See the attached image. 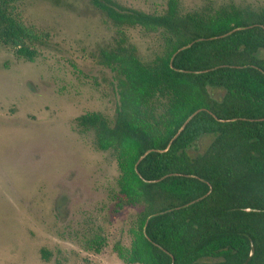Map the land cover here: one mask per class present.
I'll return each instance as SVG.
<instances>
[{
    "label": "trees",
    "instance_id": "16d2710c",
    "mask_svg": "<svg viewBox=\"0 0 264 264\" xmlns=\"http://www.w3.org/2000/svg\"><path fill=\"white\" fill-rule=\"evenodd\" d=\"M18 1L0 0V40L20 42L16 55L32 61L24 43L32 37L13 17ZM87 3L115 33L97 60L113 72L117 105L112 121L87 112L75 122L115 160V210L138 208L130 244L113 245L117 257L264 264V58L256 56L264 49V6L183 11L179 0H167L157 14L113 0ZM133 28L159 34L152 60L139 58L126 33ZM209 88L224 93L214 98ZM205 134L213 139L191 157L187 147ZM105 243L96 234L85 247L99 253Z\"/></svg>",
    "mask_w": 264,
    "mask_h": 264
},
{
    "label": "rangeland",
    "instance_id": "374dc122",
    "mask_svg": "<svg viewBox=\"0 0 264 264\" xmlns=\"http://www.w3.org/2000/svg\"><path fill=\"white\" fill-rule=\"evenodd\" d=\"M147 13H162L167 0H113ZM88 0H19L13 17L32 37V61L18 45L0 40V264H124L113 245L130 244L137 207L116 211L109 197L118 174L109 152L98 151L75 119L116 112L113 72L97 54L113 27ZM264 0H179L183 11ZM142 61L161 49L158 33L126 30ZM256 56L264 58V49ZM220 98L224 91L209 88ZM205 134L186 151L203 153ZM106 238L99 253L87 249L94 235ZM46 250L47 258L42 256Z\"/></svg>",
    "mask_w": 264,
    "mask_h": 264
},
{
    "label": "water",
    "instance_id": "95a60500",
    "mask_svg": "<svg viewBox=\"0 0 264 264\" xmlns=\"http://www.w3.org/2000/svg\"><path fill=\"white\" fill-rule=\"evenodd\" d=\"M191 117V116H190ZM190 117L188 119H190ZM188 119L186 120V122L188 121ZM185 122V123H186ZM184 124L182 125V127L180 128V130L183 128ZM179 130V131H180ZM149 152V150L145 151L144 154L140 157V159H142L144 157L145 154H147Z\"/></svg>",
    "mask_w": 264,
    "mask_h": 264
}]
</instances>
